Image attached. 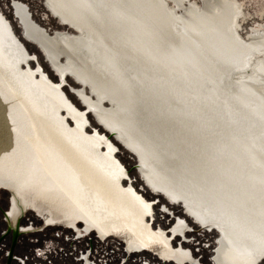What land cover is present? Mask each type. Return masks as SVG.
I'll use <instances>...</instances> for the list:
<instances>
[{"label":"rangeland","instance_id":"374dc122","mask_svg":"<svg viewBox=\"0 0 264 264\" xmlns=\"http://www.w3.org/2000/svg\"><path fill=\"white\" fill-rule=\"evenodd\" d=\"M13 1L0 0V9L11 21L29 55L37 59L28 61L30 68L22 66L20 69L10 65L6 55L0 53V264H7L14 239L13 230L2 237L11 225L6 215L20 212L19 199L26 200L28 205L24 206L26 212L19 219L25 231L16 240L11 264H176L179 261L215 264L213 251L225 226L211 230L202 228L185 204L157 191L162 187L169 191L188 189L160 158L138 144H134L136 149L129 146L128 134L111 137L115 145L107 141L102 133L109 135L111 130H120L102 116L108 112L114 122H119L126 113L109 99L106 101L100 87L83 81L80 60L71 56L68 61L64 47L59 44L60 61L68 62L77 73L60 74L44 49L26 37ZM15 1L25 4L31 18L50 34L55 31L81 34L80 30L62 23L47 0ZM162 1L174 12L177 34L182 29L181 19L200 21L209 11L207 0ZM234 1L237 13L233 27L240 38L253 41L255 35L264 34V0ZM3 33L1 35L0 29L1 37H7L5 31ZM9 38L10 43L14 42ZM10 49L13 54V47ZM257 50L250 56L247 69L235 70L227 78L219 77L216 84L203 85L210 89L219 86L223 97L229 95L224 93L231 92L229 87L234 92L241 89L243 92L248 86L246 90L264 102V73L260 72L256 78L252 72L264 57V46ZM238 57L237 68L247 61L243 56ZM37 65L54 82L43 73L35 76L38 68H33ZM28 71L33 75L24 74ZM242 73H248L252 80L246 79V84L240 82ZM63 83L64 91L82 112L64 99L60 90ZM54 88L59 95L52 93ZM100 98L103 99L101 105ZM257 102L253 100L250 104L256 106ZM87 107L94 109L88 113V124L83 113ZM61 108H65V112L60 113ZM65 116H71L74 123L70 119L68 126ZM261 136L255 139L240 136L232 143L215 140L209 147L214 154V165L244 169L264 185V132ZM137 150L146 158V167L139 168L138 164L143 161ZM33 208L52 225H46L31 210ZM14 219L11 216L12 222ZM257 219L261 222L257 225L264 229V211ZM89 229H96L99 236L95 231H82ZM244 233L248 239L249 231ZM130 244L146 250L132 252L131 248L127 249ZM185 250H190L191 254ZM239 252L248 257L247 261L256 259L251 264H264V238L256 243L246 240Z\"/></svg>","mask_w":264,"mask_h":264},{"label":"bare ground","instance_id":"6f19581e","mask_svg":"<svg viewBox=\"0 0 264 264\" xmlns=\"http://www.w3.org/2000/svg\"><path fill=\"white\" fill-rule=\"evenodd\" d=\"M174 1L181 3L182 0ZM47 2L62 23L80 30L81 34L63 31L50 34L30 17L25 4L14 0L25 35L44 49L62 75L76 71L68 62L60 61L59 44L64 47L68 61L71 56L80 60L83 81L100 87L103 98L126 113L119 122H114L108 112L102 116L120 130L114 131L116 136L128 134L129 146L144 147L147 153L157 156L177 173L178 182L188 191L176 189L172 191L173 197L189 198L191 194L207 199L211 205L228 206L227 209L215 205L221 210L216 215L221 225L208 222L201 227L221 228L228 224L239 229L248 225V231L263 235L264 229L257 225L261 223L257 217L264 211V185L244 169L216 168L214 154L209 149L217 139L232 143L240 136L262 137L264 132V102L246 90L248 86L243 92L242 87L239 92L229 87L231 92L224 94L230 96L223 97L219 86L210 89L203 85L217 83L219 77L227 78L235 70L247 69L254 50L264 46V34L246 41L234 30L237 3L207 0L209 11L204 18L200 21L181 19L182 29L177 34L174 12L162 0ZM1 35H4L3 30ZM1 35L0 53L6 55L10 65L18 67L15 62L20 48L8 41V34L5 38ZM10 46L15 54H11ZM242 56L247 61L237 68L236 57ZM94 60L97 63H93ZM252 72L256 78L260 72L264 73V57ZM24 74L33 75L30 71ZM248 75L242 73L240 82L246 84L245 81L252 80ZM52 93L59 95L60 92L54 88ZM253 100H257L258 105H251ZM101 101L100 98V105ZM87 108L94 111L92 107ZM137 152L143 161L139 168L146 167V158L140 150ZM179 201L184 205L183 200ZM18 203L27 205L24 199H19ZM245 216L250 218V223L244 220Z\"/></svg>","mask_w":264,"mask_h":264},{"label":"flooded vegetation","instance_id":"af4514ba","mask_svg":"<svg viewBox=\"0 0 264 264\" xmlns=\"http://www.w3.org/2000/svg\"><path fill=\"white\" fill-rule=\"evenodd\" d=\"M13 6H14V1H13ZM20 23L22 25L21 20H20ZM157 191H160L164 194H167L168 197L173 201H179L180 199L183 200L185 206L189 209L190 213L199 222H201L202 226L208 222L215 223L217 225L218 224L221 225V222L216 220V215L218 213H221L220 212L221 210H219L217 208V206H215V205H220V204L211 205V203H209L207 199H205L203 197H197V196H194L191 194L190 195L187 194L189 198L173 197L172 191H169L168 189L163 188V187L161 189H157ZM17 206H18V210L20 212L16 215H12V213L9 214L10 224H11V226H13L15 228L17 226V220L25 212V209H24L25 205H21V203L17 202ZM220 206L222 208L228 209V206H225V207L222 205H220ZM148 215L149 214H147L146 216H148ZM11 216L15 218L13 222L11 220ZM245 219L247 220V222L249 220L248 223L251 222L250 218H248L246 216L244 217V220ZM244 224L247 225L246 223H244ZM225 225H226L225 228L222 230V237L220 238L219 243L216 246V249L213 251L214 252L213 260H214L215 264H251V263L255 262L256 259L254 261H251V262L247 261L248 257L246 258L245 255H242L239 252V248L242 247L246 243V240H248V239L250 242L256 243V241L260 240L261 237L264 238V234L263 235H256V234H253L252 232L249 231V233H248L249 238L247 239L243 235V233L246 232V230H247V226L244 228L241 227V228L237 229V228H231V226L228 224H225ZM250 225H252V224H250ZM71 228H74V227L71 226ZM20 229L22 232L25 231L23 226H20ZM207 229H209V230L216 229V227L215 228H207ZM75 230H77V229H75ZM82 231L89 233L92 230L89 229L86 231H84V230H82ZM128 248H131L132 252L146 250L145 248L138 247L134 244H130V246H127V249ZM185 251H189L191 254L190 250H185ZM186 263H188V261H179V263H176V264H186Z\"/></svg>","mask_w":264,"mask_h":264},{"label":"water","instance_id":"95a60500","mask_svg":"<svg viewBox=\"0 0 264 264\" xmlns=\"http://www.w3.org/2000/svg\"><path fill=\"white\" fill-rule=\"evenodd\" d=\"M30 17H31V14H30ZM0 29L1 30H3V31H5V33L6 34H8V36H10L11 38H12V40L14 41V42H16V44H18L19 45V47H21V52L23 53V55H24V57L22 58V56L20 57V56H17V59H16V62L15 63H17V65L19 66V68L20 69H22V65H26L27 67H29L30 68V63H28V61L30 60V59H37V57L36 56H30L29 54V50L27 49V47H26V45L24 44V42L20 39V37L16 34V32H15V30H14V28H13V25H12V23H11V21L5 16V14L3 13V11L0 9ZM22 58V59H21ZM37 68H38V71L35 73V75L37 74V75H41V73H43V74H45L46 75V77H47V79H49L50 81H53L50 77H49V75H48V73H46L45 71H44V69L40 66V65H37L36 66ZM54 82V81H53ZM63 85H64V83L63 84H61L60 85V90L62 91V93H63V97H64V99L66 100V101H68V103L70 104V105H72V106H74V108L75 109H77V110H79L78 109V107L72 102V100L68 97V95H67V93L64 91V89H63ZM106 101H108L109 102V100L108 99H105ZM117 102V101H116ZM118 104H119V102H118ZM65 111L66 109L65 108H61L60 109V113L62 112V111ZM80 111V110H79ZM80 112H82V111H80ZM89 112H92V110L91 109H89V108H86L85 109V111L83 112L84 113V116H85V118H86V120H87V124L89 123V121H88V113ZM68 118H69V120H68ZM70 119H71V121H72V123H74V120L72 119V117L71 116H65V119H64V121H65V123L69 126L70 124H71V122H70ZM87 124L84 126V130H85V128H86V126H87ZM101 124V123H100ZM87 131V130H86ZM94 132V131H93ZM97 133H99V130H97ZM104 136H105V138H107V141H110V142H112L113 143V141H112V139H111V137H116V134H115V132L114 131H110V134L109 135H107V134H104V133H102ZM114 144V143H113ZM115 145V144H114ZM255 145V144H254ZM116 146H115V151H116ZM116 153V152H115ZM118 159V158H117ZM118 161H119V163H120V165L122 166V168L125 170V172L127 173L128 171H127V169L124 167V165L120 162V160L118 159ZM140 165V163L138 164V166ZM127 175V174H126ZM134 188V187H133ZM8 189V188H7ZM135 189V188H134ZM136 190V189H135ZM137 191V190H136ZM32 211H34L36 214H38L37 213V211H36V209L35 208H33V209H31ZM28 211V210H27ZM26 212V211H25ZM24 212V213H25ZM24 213L22 214V216L24 215ZM39 215V214H38ZM7 218H8V220H10L9 219V213H7ZM41 218H42V220H43V222L46 224V225H52V223H50V222H47V219L45 218V217H43V216H41V215H39ZM21 217V216H20ZM20 217H19V219H20ZM19 219L17 220V227L15 228V227H13V226H9V228H8V231H6V233H4L3 234V236L2 237H4L8 232H10L11 230H13V234H14V239H13V245H12V247H11V249H10V252H9V256H8V261H7V264H11V261H12V259H13V257H14V255H13V253H14V247H15V244H16V240H17V238H18V236L22 233V231H21V229H20V223H19ZM78 222H82L83 223V221H78ZM202 228H204V227H202ZM92 231H95L97 234H98V232H97V230L96 229H92ZM98 236H99V234H98Z\"/></svg>","mask_w":264,"mask_h":264}]
</instances>
